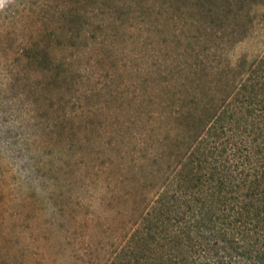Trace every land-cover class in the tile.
Wrapping results in <instances>:
<instances>
[{
  "label": "rangeland",
  "instance_id": "obj_1",
  "mask_svg": "<svg viewBox=\"0 0 264 264\" xmlns=\"http://www.w3.org/2000/svg\"><path fill=\"white\" fill-rule=\"evenodd\" d=\"M263 54L264 0H0V264H111L161 184L140 165L177 153L166 89L193 107Z\"/></svg>",
  "mask_w": 264,
  "mask_h": 264
},
{
  "label": "trees",
  "instance_id": "obj_2",
  "mask_svg": "<svg viewBox=\"0 0 264 264\" xmlns=\"http://www.w3.org/2000/svg\"><path fill=\"white\" fill-rule=\"evenodd\" d=\"M246 62L209 80L206 100L198 91L207 84L191 79L203 85L184 88L193 107L172 111L166 89L149 127L175 134L159 146L177 153L157 152L140 165L142 181L159 174L161 184L137 209L111 264H264V54L248 70Z\"/></svg>",
  "mask_w": 264,
  "mask_h": 264
}]
</instances>
